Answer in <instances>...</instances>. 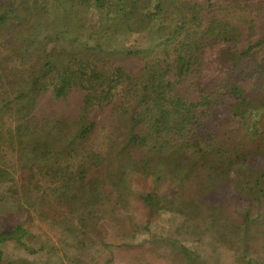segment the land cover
<instances>
[{
  "label": "trees",
  "instance_id": "obj_1",
  "mask_svg": "<svg viewBox=\"0 0 264 264\" xmlns=\"http://www.w3.org/2000/svg\"><path fill=\"white\" fill-rule=\"evenodd\" d=\"M59 2L51 15L43 0H0V121L13 122L0 146L19 162L0 165V212L22 216L0 232V264H73L86 255L109 264L113 249L171 256L172 245L181 252L172 259L207 264L221 259L220 245L247 250L250 238L264 239V36L241 44L231 19L202 15L264 0ZM133 56L137 71L120 63ZM183 79L196 99L179 89ZM75 91H84L77 119L37 118L42 94ZM95 107L115 117L100 146ZM176 200L186 215L172 216ZM134 208L171 223L168 235L136 225ZM105 215L118 245L98 237Z\"/></svg>",
  "mask_w": 264,
  "mask_h": 264
},
{
  "label": "rangeland",
  "instance_id": "obj_2",
  "mask_svg": "<svg viewBox=\"0 0 264 264\" xmlns=\"http://www.w3.org/2000/svg\"><path fill=\"white\" fill-rule=\"evenodd\" d=\"M43 1L51 15H56L60 11V0ZM202 15L205 17V19H209L213 15L224 17L225 19H231L232 22L235 25H238V27L241 29V44H247L249 41L255 42L260 37L264 36V2L258 6L248 5L238 10H234L233 8L227 7L224 4L220 8L218 7L216 10H214L212 13L207 14L206 12H203ZM261 53L262 55H264V45L262 46ZM120 63L132 71H137L142 66V61L134 56L123 59L120 61ZM238 81L249 93L252 91V89L254 90V84L251 81L246 79H239ZM188 85L189 81L187 79H183L179 84V89L182 91V93H184L186 97H192L196 99L198 97V93L195 92L193 88H189ZM83 97L84 91L72 92L68 97L64 99L55 98L51 92L44 93L39 97L37 101L35 114L38 119L63 115L68 120L73 121L77 119L82 109ZM91 115L92 118L97 122L96 132L92 137V142L94 146H100L101 143H103L105 137L108 134L114 132L115 117L110 107H95L91 110ZM5 119L7 121L5 122L6 125L13 124L11 120L9 122L7 118ZM6 125H4V122L0 121V134L2 131L6 130ZM143 154L144 150H139L138 152H136L135 156L141 157ZM2 157L4 159H2ZM17 157V152L0 146V165L2 164V161L12 166L17 165L19 163ZM163 193L164 195L168 194L169 199L173 197V194L171 193ZM141 210L142 209L134 208V210L131 211L132 217L134 218V220L136 219V225H145L147 224V222H150L151 233L153 235L152 237H165L166 235H168L169 231L171 230V223L155 219L152 220L151 217L146 216L145 213H143ZM188 210L189 209L187 206L178 203V201L176 200L175 204H173L172 206V216L178 217V215H186L188 213ZM229 215L230 218H236L235 213L234 211H232L231 207L229 208ZM105 216L107 217L103 219V225L98 230V237H100L101 239L110 238L109 228L112 227L113 224L108 220L109 216ZM21 219L22 216L19 212H9L8 210L0 212V232L13 229L17 225V223L21 221ZM46 229L56 240L67 239L65 234L60 232L58 229H55L54 227L49 226L46 227ZM110 239L111 240L105 241L110 242L114 245H118L119 242H121V240L118 241V239L115 238ZM203 243H205V241L202 242V245ZM229 245H227L229 247H226V245H220L217 252H219L220 250L221 259L219 261H216L215 258H212V261L207 264H241V262L244 261V258L242 257L243 252L245 255L251 257H259L260 259L264 258V239L262 237H258L256 239L250 238L248 241L247 250L246 247L242 246L241 244ZM3 246L5 247L4 244ZM15 248V245L7 243L6 249L14 250ZM179 249V247L172 245V248L168 249L169 254L171 255L169 256L168 254L166 255V253L164 254V252L161 253L160 251H158V253H156L151 249H144L143 251H140L139 249L132 250L130 248L123 249L122 247H120L118 249H113V255L105 254V258L107 261L110 259L109 264H182L179 259L178 261H176L174 258H171H177V256L181 253ZM97 257L99 259H102V257L99 255ZM178 258L181 259L180 256ZM73 264H91V256L86 255L83 257V259Z\"/></svg>",
  "mask_w": 264,
  "mask_h": 264
}]
</instances>
